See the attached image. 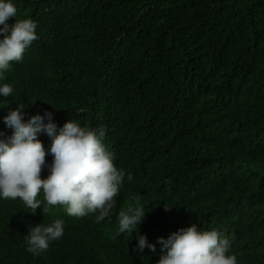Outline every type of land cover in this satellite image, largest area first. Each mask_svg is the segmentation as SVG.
I'll return each instance as SVG.
<instances>
[{
  "label": "trees",
  "instance_id": "obj_1",
  "mask_svg": "<svg viewBox=\"0 0 264 264\" xmlns=\"http://www.w3.org/2000/svg\"><path fill=\"white\" fill-rule=\"evenodd\" d=\"M35 4L39 12L30 16L39 29L54 20L67 32L89 28L83 40L111 62L96 79L109 91L104 102L79 119L106 123L111 137L134 147L136 169L143 171L135 169L121 192L128 202L139 197L148 211L139 234L157 242L177 228L211 225L230 235L237 264H264V0ZM60 38L63 60L54 63L55 72L82 96V106L92 87L66 60L69 38ZM71 227L66 222L67 232ZM26 235H5L0 264H74L68 262L73 251L61 258L30 255ZM88 236L78 234L83 241ZM136 244L135 238L117 247L111 264H153L154 253H135Z\"/></svg>",
  "mask_w": 264,
  "mask_h": 264
},
{
  "label": "clouds",
  "instance_id": "obj_2",
  "mask_svg": "<svg viewBox=\"0 0 264 264\" xmlns=\"http://www.w3.org/2000/svg\"><path fill=\"white\" fill-rule=\"evenodd\" d=\"M32 1L0 0V214L6 215L0 223V261L5 235L24 230L30 255L61 258L73 251L68 262L74 264L81 259L111 264L117 247L135 238L133 252H153V264H237L230 235L211 225L177 228L157 242L139 234L148 211L139 197L132 195L128 202L121 192L134 178V147L111 137L106 123L92 126L79 119L104 102L109 91L96 79L111 62L83 40L89 28L67 32L62 20H54L47 32L41 31L30 16L32 9L39 12ZM50 31L52 37L46 36ZM61 36L69 38L65 56L70 67L92 87L82 106L81 95L55 72L54 63L63 60L56 44ZM114 159L121 163L113 164ZM66 222L72 225L69 232ZM78 234L89 236L83 241Z\"/></svg>",
  "mask_w": 264,
  "mask_h": 264
},
{
  "label": "bare ground",
  "instance_id": "obj_3",
  "mask_svg": "<svg viewBox=\"0 0 264 264\" xmlns=\"http://www.w3.org/2000/svg\"><path fill=\"white\" fill-rule=\"evenodd\" d=\"M17 2V1H16ZM70 5H72V3L70 4ZM91 5H93V3H89V5L88 6H91ZM75 6H79V5H75ZM73 8V7H72ZM66 9H68V8H66ZM19 15H21V13H19ZM61 15H64V16H68V13H66V14H61ZM49 28H46V27H42L41 28V31H44V32H47V30H48ZM52 34H54V33H52L51 31L49 32V36L50 37H52ZM56 34V33H55ZM48 35H46V36H48ZM45 37V36H44ZM54 40H50V41H43V43H47V44H51L52 42H53ZM139 107V105H134V107L133 108H138ZM99 109H100V107H98ZM54 119H64V118H54ZM80 124V123H79ZM60 125H63V124H60ZM40 136L39 137H41V136H43V135H45V133H40L39 134ZM46 137L49 139V137H48V135H46ZM42 142V141H41ZM43 143V142H42ZM122 146H120V147H117V148H121ZM117 148H115L114 149V151H113V154H114V156H117V154H119V152H120V150L119 149H117ZM117 163H121V160H119V159H114L113 160V164H117ZM166 168H164V170H165ZM138 172H142L143 171V169H141V168H137L136 169ZM147 172V171H146ZM143 180H145V178L143 179ZM148 182V181H147Z\"/></svg>",
  "mask_w": 264,
  "mask_h": 264
}]
</instances>
